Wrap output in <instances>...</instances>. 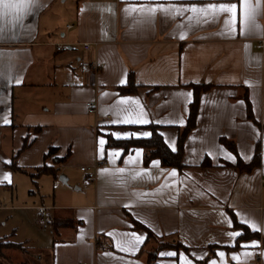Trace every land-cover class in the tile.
Wrapping results in <instances>:
<instances>
[{"label": "crops", "instance_id": "obj_1", "mask_svg": "<svg viewBox=\"0 0 264 264\" xmlns=\"http://www.w3.org/2000/svg\"><path fill=\"white\" fill-rule=\"evenodd\" d=\"M152 2L239 0H37L21 20L0 19V190L13 189L11 210L33 209L40 216L44 207L50 224L47 244L9 241L24 255L18 264H180V252L193 264L212 259L220 264V251L226 264H264V0L255 17L259 27L246 35L240 34L239 16L235 34H229L223 14L197 22L187 19L191 13L173 18L124 11L128 4ZM83 41L90 42L88 49ZM91 61L100 67L89 68ZM129 74L133 89L121 91ZM201 82L211 87L200 92L195 126L183 142L181 169L163 166L156 157L144 163L138 146L123 152L105 143L101 158V138L151 133L152 124L175 148L194 94L189 84ZM121 97L135 98L150 123H110L123 118L117 111ZM87 100L94 106L91 113ZM180 118L183 125L156 123ZM221 137L233 141L245 163L258 143L259 164L249 170L235 167L237 155ZM49 147L54 150L45 155ZM136 149L141 150L139 159L127 163ZM112 150L120 151L115 160L108 155ZM205 156L210 165L201 166ZM43 165L55 175L38 173ZM119 168L126 171H115ZM141 169L148 173L133 178ZM173 169L175 177L169 176ZM20 188L24 193L19 196ZM231 214L240 223L255 222L259 236L229 237V232H242ZM129 216L182 246L160 248L149 262L158 238L145 242L146 231L133 228ZM131 232L143 241L134 251H121L116 241L128 239L121 234ZM253 240L259 242L256 247L241 246ZM169 251L177 255H161ZM233 253L240 259L233 260ZM3 257L4 252L0 264H7Z\"/></svg>", "mask_w": 264, "mask_h": 264}, {"label": "snow or ice", "instance_id": "obj_2", "mask_svg": "<svg viewBox=\"0 0 264 264\" xmlns=\"http://www.w3.org/2000/svg\"><path fill=\"white\" fill-rule=\"evenodd\" d=\"M37 0H0V19H10L13 21H19L25 16L27 13L31 12ZM260 7L259 0L254 4L252 0H239L236 2H209L203 4L197 3H189V4H178V3H163V2H152V3H138V4H128L124 11L125 12H137L141 14H148L149 16H155L157 12H160L166 16L176 17L183 16L185 13H191V15L187 16L189 21L196 20L199 22L201 19H217L222 14L224 15V26L229 34H235L237 18L239 16V25H240V34L246 35L254 28H258L259 25L255 23V17L258 13V9ZM183 33H181V39L183 38ZM19 83V81H17ZM125 81L121 80L120 83L123 84ZM247 83V82H245ZM102 95H107L104 93ZM183 95V94H182ZM187 97H191L192 93L189 92L186 94ZM239 103H243L240 101ZM123 105L124 107H120ZM139 109V110H137ZM117 111L118 113L123 114V118L114 119L110 121L112 124H127V125H145L149 124L150 121L145 118V113L142 109V106L139 105V102L133 97H121L119 101H117ZM7 122V121H6ZM157 124L160 123H178L183 125L185 123L183 118L178 120H168V121H156ZM117 139L119 138H130V137H148L152 134L150 132H132V133H112ZM163 135V134H161ZM106 141L101 138L99 140L100 145V156L103 158L104 156V145ZM175 151V148H172ZM135 156L129 155L127 158V163H135L140 155L141 150L136 149ZM109 158L115 160V158L120 156V151L112 150L109 152ZM211 155V153H209ZM226 156L230 160H234L235 157L232 156L231 153H226ZM159 161H152L153 166H157ZM109 169H101V172H109ZM115 171L124 173L126 169L119 168ZM142 173L147 174V169H141L140 171L135 173L133 178L139 177ZM177 172L175 169L171 170L169 176L175 177ZM7 178V177H5ZM237 215H240L237 213ZM231 223V221H227ZM243 224L248 225L253 231H258V226L255 222L250 221L248 219L243 220ZM112 235V233H109ZM227 235L231 238L239 237L242 235L240 231H233L227 233ZM121 236L128 237V239L117 240L116 247L121 251H134L136 246L141 243L144 239L143 236L138 235L135 232L131 233H122ZM258 241L253 240L250 243H245L241 245L243 248L247 249L249 247H256L258 245ZM220 259V264H226L224 261L225 253L220 251L217 253ZM161 255H166L169 257H175L177 255L174 251H169L167 253H161ZM244 255L247 257L251 255L249 252H245ZM233 260H239L240 257L235 253L232 254ZM179 261L180 264H193L191 260L183 253H179ZM174 264V262H173ZM208 264H218L217 260L212 259L208 262Z\"/></svg>", "mask_w": 264, "mask_h": 264}, {"label": "trees", "instance_id": "obj_3", "mask_svg": "<svg viewBox=\"0 0 264 264\" xmlns=\"http://www.w3.org/2000/svg\"><path fill=\"white\" fill-rule=\"evenodd\" d=\"M194 91L193 98L189 103V109H188V115L186 118V123L184 126L179 130V133L177 135V140H176V147L175 151L172 150L164 141L162 138L160 132L157 129V125H149L148 127L151 129V136L148 137H130V138H113L111 136H107V141L106 144L108 146H119L123 149V152L128 151L129 149L138 146L143 149V161L144 163H147L150 159L152 158H158L160 160L161 165L163 166H174L178 169H181L184 166V163L182 162V152H183V142L184 139L187 135V133L195 126L196 123V114H197V108H198V103H199V95L202 90H205L209 87H211V84L209 83H190L189 84ZM134 83H133V77L132 74L128 75V80L127 84L125 86H120L119 89L121 91H130L133 89ZM246 99V111H247V117L252 119V114H251V108H250V103L248 101L247 96H244ZM221 143H223L229 150L234 152L236 155V148L233 143V141L228 140L225 137L220 138ZM54 150L53 147H49V150L45 153L49 154ZM260 161V149H259V144L256 143L255 148H254V153L251 158V160L247 163L243 162V160L237 155V161L234 164L235 167H237L240 170H249L254 166H257ZM229 162H224V165H228ZM201 166L204 165H210V161L208 158L205 156L203 158V161L200 164ZM38 173L42 172H50L51 174L55 175V171L46 166L43 165L42 167L37 169ZM233 225L235 227H239L242 229V235L237 237L238 239H246L248 237H258L259 232L258 231H253L250 230L245 224L240 223L237 221L233 214ZM130 221L132 223L133 228H140L146 231V239L145 242L148 241L151 237H157L158 239L161 238V242L159 243V246L153 250L152 252L149 253L148 255V260L149 262H153L155 257H156V251L160 248L163 247H169L173 246L175 248H178L182 246L181 242L176 241L174 243L169 242L167 239L162 238V236H157L155 235L149 228H147L145 225L140 223L139 221L135 220L131 216H129ZM62 224H70L69 220H63L60 221ZM263 243H264V237H263Z\"/></svg>", "mask_w": 264, "mask_h": 264}, {"label": "rangeland", "instance_id": "obj_4", "mask_svg": "<svg viewBox=\"0 0 264 264\" xmlns=\"http://www.w3.org/2000/svg\"><path fill=\"white\" fill-rule=\"evenodd\" d=\"M12 192L11 188H4L0 190V237L6 235V240H0V254L5 253L4 263L10 262L11 264H18L20 256L23 253L14 249L12 243L21 242L30 246H35L41 243L47 244L51 238L46 235V230L50 228L49 219L47 216L45 221L40 220L38 211L33 209L26 210H11L9 205L12 203ZM24 193V189H18L19 196ZM12 197V198H10ZM51 237V236H50ZM153 241V240H152ZM156 244H152L153 247L157 248L161 242L159 239L155 240ZM13 248V249H8ZM5 248V249H4ZM8 254V255H7ZM30 255V252H28ZM7 255V256H6ZM24 256V255H23ZM8 257V258H7Z\"/></svg>", "mask_w": 264, "mask_h": 264}, {"label": "built area", "instance_id": "obj_5", "mask_svg": "<svg viewBox=\"0 0 264 264\" xmlns=\"http://www.w3.org/2000/svg\"><path fill=\"white\" fill-rule=\"evenodd\" d=\"M70 26H71L70 24L67 25V27H70ZM81 44L83 45V47H84L85 49H88L89 46H90V42H89V41H83V42H81ZM259 45H262V43L259 44ZM61 47H62L61 44H57V45H56V48H57V49H60ZM100 65H101L100 62H98V61H91V62H89V68L97 69V68L100 67ZM85 105H86V107H87V111H88V112L91 113V112L94 111V106H93V103H92L91 100H87V101L85 102ZM84 169H85L84 167H81V170H84ZM85 179H86V180H91L92 177H91L90 175H86V176H85ZM40 209H41V211H40V220H43V217H44V215H45L44 207H40ZM102 247L104 248V246H102Z\"/></svg>", "mask_w": 264, "mask_h": 264}, {"label": "water", "instance_id": "obj_6", "mask_svg": "<svg viewBox=\"0 0 264 264\" xmlns=\"http://www.w3.org/2000/svg\"><path fill=\"white\" fill-rule=\"evenodd\" d=\"M59 179H62L63 181H65V177L63 178L62 176H59Z\"/></svg>", "mask_w": 264, "mask_h": 264}]
</instances>
